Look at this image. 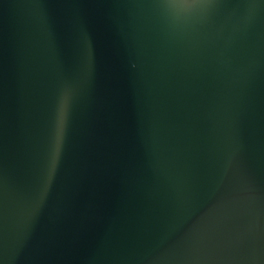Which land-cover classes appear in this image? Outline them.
I'll return each mask as SVG.
<instances>
[{"label": "water", "instance_id": "1", "mask_svg": "<svg viewBox=\"0 0 264 264\" xmlns=\"http://www.w3.org/2000/svg\"><path fill=\"white\" fill-rule=\"evenodd\" d=\"M0 264H264V0H0Z\"/></svg>", "mask_w": 264, "mask_h": 264}, {"label": "snow or ice", "instance_id": "2", "mask_svg": "<svg viewBox=\"0 0 264 264\" xmlns=\"http://www.w3.org/2000/svg\"><path fill=\"white\" fill-rule=\"evenodd\" d=\"M57 147H58V144H57Z\"/></svg>", "mask_w": 264, "mask_h": 264}]
</instances>
